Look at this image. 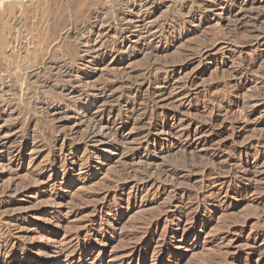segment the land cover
I'll return each mask as SVG.
<instances>
[{
  "label": "rangeland",
  "instance_id": "obj_1",
  "mask_svg": "<svg viewBox=\"0 0 264 264\" xmlns=\"http://www.w3.org/2000/svg\"><path fill=\"white\" fill-rule=\"evenodd\" d=\"M74 1L0 0V264H264V0H156L149 26H188L125 32L117 57L100 40L76 51L67 35L92 20ZM57 60L93 105L35 83ZM94 119L111 139L88 138Z\"/></svg>",
  "mask_w": 264,
  "mask_h": 264
},
{
  "label": "bare ground",
  "instance_id": "obj_2",
  "mask_svg": "<svg viewBox=\"0 0 264 264\" xmlns=\"http://www.w3.org/2000/svg\"><path fill=\"white\" fill-rule=\"evenodd\" d=\"M183 1V0H182ZM195 1V0H194ZM211 2H209V3H206V5H202L201 3V5L199 6L202 10H207V12H208V10H210V9H212V8H217V7H223V9H224V6H226L227 5V3H224L223 1H226V0H210ZM48 2V1H47ZM50 2V1H49ZM92 2H94L93 0H92ZM92 2H91V0H75L74 1V3L72 4L73 6V8L76 10L77 9V12L78 13H81V14H85V16L84 17H87V18H90V20H92V24H88V25H86V24H84V25H86V26H79V28L76 26L74 29H75V31H72L73 33H70L69 34V32H68V34L69 35H67V36H69V38H71V39H73V41H74V43L76 44V42L78 43L77 45L79 46H77V52L79 53H89L90 52V50L91 49H89V50H87V51H83V50H81V48H80V45H84V44H86V45H89V44H91L93 41H97V40H100V42L104 45V46H106V51H108L107 52V54L108 55H112V56H116L117 57V55L121 52V48H119V45L122 43H124V40H125V32H130V31H132V30H134V29H136V31L138 30V35H139V37L140 38H143L144 40L145 39H148V38H153V37H155L156 38V36H160V37H163L164 36V34L167 32V30L169 29V28H172L173 29V26L175 27V26H179V27H177L178 29L180 28L181 30H183V29H185L188 25H187V23H184V21L183 22H178L177 20H175V21H171V22H165V23H160V24H156V25H152V26H149L150 24H148L149 22H147V20H149V15H150V12H151V8L154 6L155 7V4H157L156 3V0H120V3H119V6H122V8L120 7V10L118 9V11H114V10H112V11H114L115 13H113V12H111V14L110 15H107L106 13L108 12V10H107V12L105 13L106 14V16L105 15H103V13H100V12H98V11H96V9L97 8H92L91 6H92ZM179 2V1H178ZM178 2H176V4L178 3ZM180 2H181V0H180ZM228 2L230 3V1L228 0ZM69 3V2H68ZM233 3L235 4V1H233ZM40 4H45V3H38V5H40ZM48 4V3H47ZM178 4H181V3H178ZM116 5V4H115ZM163 5V4H162ZM198 5V4H197ZM193 6V5H192ZM55 7V6H54ZM59 7H60V5H59ZM65 7H70V5H66ZM98 7V6H97ZM100 7V6H99ZM107 7V6H106ZM118 7V6H117ZM187 6H185V5H183V4H181V5H178V7H177V9L179 10V11H182L183 9H185ZM103 8V7H102ZM137 8H139V10H137ZM192 8V7H191ZM198 8V7H197ZM241 8V7H240ZM60 9V8H59ZM100 9V8H99ZM103 9H105V8H103ZM103 9L101 10V11H103ZM200 9V10H201ZM226 9V8H225ZM56 10V9H55ZM64 10V9H63ZM106 10V9H105ZM109 10H110V8H109ZM128 10V11H127ZM201 10V11H202ZM244 10V9H243ZM9 11V10H8ZM60 11V10H59ZM143 11H145L144 13H143ZM184 11V10H183ZM10 12L11 13H14L15 12V10L14 9H11L10 10ZM56 12V11H55ZM73 11H71V13H72ZM177 12V11H176ZM176 12H174V14L176 13ZM16 14V13H15ZM14 14V15H15ZM73 14H74V12H73ZM177 15V14H176ZM175 16V15H174ZM151 17V16H150ZM184 17H185V14H184ZM13 18V17H12ZM69 18V17H68ZM83 18V17H82ZM252 18V17H251ZM78 19V18H77ZM174 19V18H173ZM193 19H195V16L194 15H192V18H191V22H193ZM19 20H20V18H19ZM67 20V19H66ZM72 20H73V18H72ZM85 20V19H84ZM88 20V19H87ZM86 20V21H87ZM136 21H138V22H136ZM170 21V20H169ZM76 22V21H75ZM78 22V21H77ZM85 22V21H84ZM162 22V21H161ZM263 22V21H262ZM15 23V22H14ZM18 23H20L19 21H18ZM59 23V22H58ZM57 23V24H58ZM63 23H65V22H63ZM116 23L118 24V25H121V27H122V30L121 31H118L117 29H116ZM137 23V24H136ZM141 23H143V25L141 24ZM17 24V23H16ZM73 23H71V25H72ZM140 24L142 25V27L140 26ZM189 24V23H188ZM61 25V24H60ZM65 25V24H64ZM70 26V25H69ZM62 27V26H61ZM60 27V28H61ZM118 27V26H117ZM69 28V27H68ZM67 28V29H68ZM72 28V27H71ZM171 29V30H172ZM174 30V29H173ZM56 31V30H55ZM55 31L53 30V32L55 33ZM67 31V30H66ZM21 32V31H20ZM24 32V31H23ZM23 32H22V34H23ZM52 32V33H53ZM59 32H60V29H59ZM59 32H57V34L59 33ZM61 32H62V30H61ZM6 34V33H5ZM4 34V35H5ZM59 34H61V33H59ZM62 35V34H61ZM94 37H95V39H94ZM138 37V38H139ZM20 38V37H19ZM161 39V38H160ZM1 40V39H0ZM154 40V39H153ZM3 41V40H2ZM76 41V42H75ZM98 42V41H97ZM3 43V42H2ZM51 43V42H50ZM71 43V42H70ZM94 43V42H93ZM100 44V43H99ZM2 45V44H1ZM102 45V46H103ZM24 46V45H23ZM48 46H49V44H48ZM58 47V46H57ZM47 48V47H46ZM59 48V47H58ZM57 48V49H58ZM61 48V47H60ZM56 49V48H55ZM54 49V50H55ZM69 49V48H68ZM99 49V48H98ZM194 49V48H193ZM51 50H52V48H51ZM93 50V49H92ZM18 51V50H17ZM59 51H61V49L59 50ZM197 51V50H196ZM75 51L74 50H71V51H69V56H70V58H73L72 57V55H73V53H74ZM17 53V52H16ZM56 53V52H55ZM61 53V52H60ZM62 54V53H61ZM72 54V55H71ZM51 55V54H50ZM78 55V54H77ZM205 55V54H204ZM49 56V55H48ZM57 57V56H56ZM59 57V56H58ZM160 57V56H159ZM64 58V57H63ZM201 58V57H200ZM59 59V58H58ZM67 59V58H66ZM79 59H81L80 57H79ZM78 59V60H79ZM191 59V58H190ZM47 61V60H46ZM50 61V60H49ZM56 67H57V75H51V77H49V78H46V76H44V73H35V74H33V75H31L32 76V78L33 79H35V83L36 84H39L38 86H42V88H50V90L52 89V90H54V91H57V92H59V94L61 95V96H63V97H65L66 99L67 98H69L70 96H72V95H74V94H77L78 96H81L82 98H84L85 99V102H87V103H91L92 105L94 104L93 103V101H97V94L95 93L96 91H93V90H85V89H83V83H82V81H76V80H73L72 78H71V75H72V73H74L73 72V65H72V63H69V64H67V61H56ZM186 65H188V64H186ZM151 66V65H150ZM51 67H53V66H51ZM47 68V67H46ZM53 69V68H52ZM36 70V69H35ZM41 72V71H40ZM44 72V71H43ZM144 72V71H143ZM46 73V72H45ZM26 75V74H25ZM46 75V74H45ZM47 76H50V75H48V73H47ZM115 77V76H114ZM133 77V76H132ZM131 77V78H132ZM140 78H142V76H141V74H140V76H139ZM138 77V78H139ZM146 77V76H145ZM60 78H67V79H65V80H60ZM127 78H129V77H127ZM130 78V79H131ZM137 78V79H138ZM76 79V78H75ZM120 79V78H119ZM124 79H126V78H124ZM134 79H135V77H134ZM27 80V79H26ZM30 80V79H29ZM80 80V79H79ZM107 80V79H106ZM105 80V81H106ZM110 80H114L113 78L112 79H110ZM121 80H123V79H121ZM142 80V79H141ZM103 82V84L104 83H106V82ZM119 81V80H118ZM135 81H136V79H135ZM112 82V81H111ZM110 82V83H111ZM121 82V81H120ZM137 82V81H136ZM141 82V81H140ZM109 83V82H108ZM109 83V84H110ZM132 83V82H131ZM137 83H139V82H137ZM30 84V83H29ZM34 84V83H33ZM86 84V83H85ZM115 84V83H114ZM119 84V83H118ZM140 84V83H139ZM138 84V85H139ZM106 87L104 88V89H112L111 87H110V85H108V84H104ZM127 85H128V83H127ZM146 85V84H145ZM151 85V84H150ZM30 86V85H29ZM34 86V85H33ZM85 86V85H84ZM100 86V85H99ZM119 86V85H118ZM122 86V85H121ZM124 86H126V85H124ZM135 86H136V84H135ZM134 86V87H135ZM14 87V86H13ZM27 87V86H26ZM37 87V86H36ZM88 87V86H87ZM95 87V86H94ZM102 87H103V85H102ZM132 86H131V84H130V87H128L127 86V88H131ZM12 88V87H11ZM29 88V87H28ZM97 88H98V86H97ZM117 88V87H116ZM126 88V87H125ZM140 88V87H139ZM7 89V88H6ZM9 89V88H8ZM16 89V88H15ZM21 89V88H20ZM99 89V88H98ZM120 90V88L118 87L117 88V90ZM137 89H138V86H137ZM143 89V88H142ZM151 89V88H150ZM22 90H24V89H22ZM21 90V91H22ZM39 90H41V89H39ZM116 90V89H115ZM133 90V89H132ZM131 90V91H132ZM10 91H12L13 92V90H11V89H9V92ZM27 91V90H26ZM43 91V90H42ZM48 91V90H47ZM98 91V90H97ZM112 91V90H111ZM137 91V90H136ZM135 91V92H136ZM144 91V90H143ZM142 91V92H143ZM8 92V91H7ZM12 92H10V93H12ZM45 92V91H44ZM50 92V91H49ZM53 92V91H52ZM109 92V91H108ZM116 92V91H115ZM138 92V91H137ZM9 93V94H10ZM22 93H24V92H22ZM54 93H56V92H54ZM107 93V92H106ZM13 94H14V92H13ZM51 94V93H50ZM100 94V93H99ZM99 94H98V96H99ZM104 93L102 92V95H103ZM110 94V93H109ZM113 94V93H112ZM7 95V94H6ZM33 95H34V93H33ZM39 95V94H38ZM111 95V94H110ZM125 95V94H124ZM123 95V96H124ZM135 95H136V93H135ZM141 95V94H140ZM161 95V94H160ZM26 96V95H25ZM13 97V96H12ZM29 97H30V95H29ZM35 97V96H34ZM39 97V96H38ZM37 97V98H38ZM75 97V96H74ZM81 97H79V98H81ZM130 98L132 97V96H129ZM163 97V96H162ZM31 98V97H30ZM52 98H53V96H52ZM51 98V99H52ZM70 98H73V97H70ZM78 98V97H77ZM101 98V97H100ZM42 99H44V98H42ZM140 99V98H139ZM138 99V100H139ZM142 99V98H141ZM33 100V99H32ZM46 100H47V98H46ZM82 100V99H81ZM134 100H136L135 98H134ZM162 100H163V98H162ZM35 101V100H34ZM37 101H39V98L37 99ZM36 101V102H37ZM44 101V100H43ZM54 101V100H53ZM100 101V100H99ZM128 101H129V99H128ZM47 102H49V101H47ZM46 102V103H47ZM51 102V101H50ZM49 102V103H50ZM56 102V101H55ZM71 102V101H70ZM136 102V101H135ZM147 102V101H146ZM152 102V101H151ZM43 103V102H42ZM52 103V102H51ZM50 103V104H51ZM82 103H83V101H82ZM86 103V104H87ZM98 103V102H97ZM139 103V102H138ZM148 103V102H147ZM146 103V105H149V104H147ZM38 104H40V103H38ZM57 104V103H56ZM55 104V105H56ZM60 104V103H59ZM66 104H70V103H66ZM143 104V103H142ZM145 104V103H144ZM154 104V103H153ZM37 105V104H36ZM53 105H54V102H53ZM71 105H73V103L71 104ZM70 105V106H71ZM152 105V104H151ZM45 106V105H44ZM50 106V105H49ZM59 106V105H58ZM66 106V105H65ZM68 106V105H67ZM81 106V105H80ZM84 106V105H83ZM149 107V106H148ZM58 108V107H57ZM60 109V113L62 112H64V108L63 107H59ZM17 109V108H16ZM148 109V108H147ZM10 111V110H9ZM57 111V110H56ZM66 111V110H65ZM11 112V111H10ZM20 112H22V111H20ZM59 112H58V114H59ZM174 112V111H173ZM12 113H13V111H12ZM87 114V113H86ZM62 115V114H61ZM64 115H65V113H64ZM172 115L174 116V118L176 117V118H178L179 117V114L178 113H172ZM152 116V115H151ZM150 116V117H151ZM167 116H168V114H167ZM69 117V116H68ZM153 117V116H152ZM167 118H169V117H167ZM146 119H149L150 121H152L151 119H153V118H146ZM175 120V119H174ZM179 120V119H178ZM69 121V120H68ZM147 121V120H146ZM182 121V120H181ZM91 122H93V123H91L90 125H87V126H89L88 128H87V132H88V138H91L92 139V137H95L96 138V136L97 135H101V136H103V137H105L106 139H111L112 138V136H113V133L111 134V132L109 131V130H106V132L103 130V129H105L106 128V126L101 122V120H96V119H94V121H92L91 120ZM209 122H210V120H209ZM208 122V123H209ZM216 122V121H215ZM86 123V122H85ZM87 124H89L88 122H87ZM206 124H207V122H206ZM210 126H214L212 123H211V125ZM209 127V126H208ZM214 128V127H213ZM213 128H212V130H213ZM104 132H103V131ZM201 131V130H200ZM201 134V133H200ZM87 135V134H86ZM85 135V136H86ZM112 135V136H111ZM148 135H150V134H148ZM66 137V136H65ZM87 137V136H86ZM148 137V136H147ZM179 138H180V140H184V141H187L188 143L189 142H191V134H190V132H182V133H180L179 134V136H178ZM87 138V139H88ZM200 138V137H199ZM195 139V138H194ZM113 140H116V139H113ZM112 140V141H113ZM84 141V140H83ZM91 141H93V140H91ZM90 141V139H89V142H91ZM85 142V141H84ZM198 142H201V141H198ZM198 142L196 143L197 145H198ZM88 143V142H87ZM115 143H117V142H115ZM117 145V144H116ZM22 148V147H21ZM20 148V149H21ZM22 150V149H21ZM184 158V160H186L185 159V157H183ZM182 159V158H181ZM178 160H180V158L178 159ZM189 160H190V158H189ZM193 160V159H192ZM183 161V160H182ZM184 162H186V161H184ZM188 162V161H187ZM192 163H193V161H191ZM87 164H88V162H87ZM191 164V163H190ZM195 164V163H194ZM199 164V163H198ZM263 164V163H262ZM194 169V168H193ZM192 168H191V170H193ZM162 171V170H161ZM168 171V170H167ZM166 171V172H167ZM172 171V170H171ZM158 172V171H157ZM165 172V171H164ZM159 173H160V171H159ZM177 173V172H176ZM166 174V173H165ZM164 174V175H165ZM173 173H171V175H172ZM160 175V174H159ZM163 175V174H162ZM166 175H168L169 176V174H166ZM120 176V175H119ZM123 176V175H122ZM122 176H120V178L122 177ZM161 176V175H160ZM167 176V177H168ZM179 176V175H178ZM41 177V176H40ZM39 177V178H40ZM162 177V176H161ZM166 177V179H168ZM171 178H172V176H170ZM176 177H177V174H176ZM175 177V178H176ZM65 178V177H64ZM64 178H61V179H64ZM165 178V177H164ZM170 178V179H171ZM173 178H174V176H173ZM174 178V179H175ZM116 179V178H115ZM39 180V179H38ZM235 181V180H234ZM36 183H39V181L37 182V180H36ZM40 183H43V182H40ZM10 188V187H9ZM14 190V189H13ZM12 190V191H13ZM4 191V190H3ZM9 191H11V189H8L7 190V193L9 192ZM2 192V191H1ZM6 192V191H5ZM4 192V193H5ZM187 192V191H186ZM196 192V191H195ZM194 192V193H195ZM198 192V191H197ZM12 193V192H11ZM223 193V192H222ZM9 194V193H8ZM110 194V193H109ZM184 194H186V193H184ZM184 194H183V196H184ZM197 194V193H196ZM219 195V194H218ZM6 196V195H5ZM9 196V195H8ZM11 196V195H10ZM192 196V195H191ZM217 196V195H216ZM220 196H221V194H220ZM7 197V196H6ZM193 197V196H192ZM195 197V196H194ZM226 197H227V194H226ZM182 198V197H181ZM189 198V197H188ZM197 198V197H196ZM184 199V198H183ZM182 199V200H183ZM187 199V198H186ZM189 199H191V197L189 198ZM188 199V200H189ZM172 200H174V199H172ZM185 200V199H184ZM192 200V199H191ZM179 201V200H178ZM187 201V200H186ZM194 201H195V199H194ZM16 202V201H15ZM9 203V202H8ZM181 204V203H180ZM184 204V203H183ZM170 205H172V207H175L176 209L177 208H179L178 206V203H176V202H174L173 201V203H171ZM185 205H187L186 204V202H185ZM11 206V205H10ZM16 206V205H15ZM201 206V205H200ZM171 207V206H170ZM182 208H183V206H181ZM9 208V207H8ZM195 209V208H194ZM3 210V209H2ZM96 210V209H95ZM2 212H4V210L2 211ZM78 212V211H77ZM194 212V211H193ZM79 213V212H78ZM193 218H195V216L193 217ZM159 223V222H158ZM61 224V223H60ZM59 224V225H60ZM56 225V224H55ZM58 225V224H57ZM56 225V226H57ZM59 225H58V227H59ZM178 226V230L180 231V230H183L184 231V233H187V232H189V231H192L193 230V227L195 226V229H196V225H194V226H191L190 228H188V229H186L187 227L185 226V227H182V222H179L178 224H177ZM57 227V228H58ZM61 227V226H60ZM178 231V232H179ZM57 232V231H56ZM264 232V231H263ZM262 232V233H263ZM175 233V232H174ZM1 236V235H0ZM183 238L185 239L186 238V235L184 234V236H183ZM134 248V247H133ZM139 248H140V246H139ZM132 250V249H131ZM171 250H173V248L171 247V249H170V252H172ZM190 250H192V249H190ZM58 251H59V249H58ZM187 251V250H186ZM60 252V254H64L65 252H67V251H65L64 252V249L63 250H60L59 251ZM69 253V252H68ZM132 253V252H131ZM0 254H1V252H0ZM169 254H171V253H169ZM67 256V255H66ZM80 256V255H79ZM232 258V257H231ZM235 258V257H234ZM45 259V258H44ZM228 260V259H227Z\"/></svg>",
  "mask_w": 264,
  "mask_h": 264
}]
</instances>
